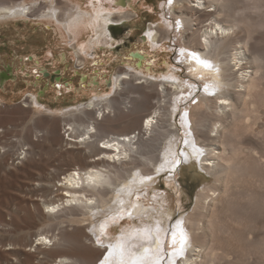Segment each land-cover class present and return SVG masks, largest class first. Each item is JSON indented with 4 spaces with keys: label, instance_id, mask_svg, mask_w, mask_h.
<instances>
[{
    "label": "bare ground",
    "instance_id": "obj_1",
    "mask_svg": "<svg viewBox=\"0 0 264 264\" xmlns=\"http://www.w3.org/2000/svg\"><path fill=\"white\" fill-rule=\"evenodd\" d=\"M80 1L66 0L64 4L60 2L53 4L51 0H47V2H43L45 3L43 6L38 7L39 4L35 0H0V23L7 28L8 32L12 33L15 22L13 19L32 18V16L54 17L63 23L71 39L75 40L72 45L77 55L81 57L79 61L83 62L85 59L83 54L93 48L102 35H108V28L113 24L111 21L128 17V13L110 17L113 15L112 12L102 10L101 6L100 10L96 9V1L99 0H91L94 12L83 11ZM132 1L127 3L133 5ZM122 2H126V0H122ZM190 2H196L192 5L193 9L206 8L203 15L207 16L210 22L205 25L203 33L199 36L201 48H196L192 43L185 42L181 49L186 51L183 56L179 52V57L186 64L191 80H199L204 85H209V91L203 90L198 101L186 107L189 111L188 118L191 128L195 133L194 135L191 133L190 138L184 137V140L190 139L201 150V144L205 143L207 151L204 153L202 150L203 155L197 159L193 155L191 143L189 145L184 143L182 152L187 156V160L184 155H181L180 158L183 162H191L192 166L202 169L207 174H212L214 181L210 185H201L202 187H199L200 189L196 193L195 204L191 212L173 218L172 223L161 209L155 211L158 216L154 222L125 231L127 233L148 226L155 228L159 221L161 228L170 229V232L162 233L161 238L163 235L166 236L164 246L171 252L173 250L170 247L171 229L179 220L180 228L187 236V242L183 253L176 257L172 264H207L209 254L212 252L210 247H213L211 243L212 245L208 247L209 250L211 249L210 253L209 250H206L209 237L218 231L227 229L221 222L225 218L220 215L221 212L226 213V209H223L225 206L222 207L225 211H221L222 209L219 210L221 207L218 208L217 203L223 199V194L229 195L230 184L234 181H241L245 177L249 178V182L258 180L256 183L259 181L264 183L263 175L261 180L254 174L255 170L252 167L250 168L253 172H248L249 164L242 158L241 149L243 147H241V136L244 131L250 130L251 123H254L255 118H258L257 116L260 114L258 112L260 106L264 105V84L262 83L264 51L255 47L250 48V41L255 39L254 34L264 27V0H172L170 10L182 23L181 30H179L181 36L186 29H191L190 20L183 17L184 15L182 16V8L185 3ZM208 7H212V9H208ZM77 17H79L78 20ZM97 17L99 18L97 19ZM163 25L165 24H160L159 29H162ZM90 31L92 32L90 39L85 43H80L79 39L82 35ZM157 34L158 30H154L152 27L146 31V37L152 46H156L155 43L160 41ZM81 45H84L83 49ZM188 51L196 52L201 59L209 61L213 68L206 69L189 59ZM140 53L142 54L140 65H142L146 53L144 51H140ZM84 62L86 61L84 60ZM132 76L126 70H120L115 76L114 84L112 83L113 87L116 90L120 87L123 89L124 84L131 82ZM164 77L173 82L167 84L166 81L161 80L158 83L151 82L146 85L140 82L133 83L132 87L126 91L123 100L106 99L108 94L100 97L93 96L94 98L81 105L79 112L85 119L81 116L70 120L60 119L66 121L64 133H67V138H64L65 134L63 133L60 139L58 127H56L57 120H53V125H49L47 130L50 134V137L47 138L52 146L62 147L64 142V145L82 144L84 145L83 149H66L56 153L52 158L46 159L45 163L43 153L34 151L35 143L29 142L26 149L20 150V153L24 155L23 159L28 161V166L32 169L33 164L37 171L34 177L36 184L32 187V171H30L31 187L34 194L32 197L31 188V197L22 199L14 207L13 230L20 233L23 231V227L30 225L31 220L33 221L37 215L48 218L54 211L63 212L64 219L59 222L60 224L67 222L76 226L72 231H66L64 228L58 227L59 223L53 224L49 220L43 223V226L47 225L49 228L38 229L35 241L33 240L30 246L36 247L38 254H28L23 260L18 261L19 264H97L107 253V245L116 242V240L109 241L104 248H100L101 246L96 244L101 225L105 223L106 219H109L108 217L121 211L127 212L132 208V203H138L140 206L133 217L150 215V212L146 211L148 206L143 201L134 199L135 194L121 193L118 196L117 190L128 187L136 173L140 177H152L157 171H153L150 166L157 170L165 160L172 158L176 150L178 134L169 128L171 124L162 125L164 119L162 117L166 115L168 103L167 101L163 105L160 103V94L171 91L176 106L177 101L183 100L185 98L183 96L187 92H193L195 88L188 86L191 83L194 84L191 80L186 84L178 80L174 74H167ZM164 77H162L163 80ZM171 77H175V79ZM154 85L157 87L154 88ZM159 85L161 89H158ZM230 91L231 93L233 91L234 96L230 94ZM30 97L31 104H39L37 97ZM155 98L157 102L153 104L152 99ZM104 99L107 101L104 106H101L99 115L93 116L90 110L102 103ZM125 101L131 104L127 112L123 107ZM158 103L159 105H157ZM108 108H110L109 111H105ZM60 111L63 112V110ZM66 112L69 115L76 114L75 109ZM182 122L184 124L183 120ZM80 127H82V131H79ZM148 131V138H144ZM211 132L214 133L210 134ZM98 134L103 135V141L96 145L95 140H97ZM163 134H167L168 141L165 144L161 143L160 146L159 139ZM200 139L203 143L199 141ZM35 155H37V159H35ZM166 168L168 167L161 171H165ZM156 177L144 183H140L137 179V183L133 187L141 190L138 193L144 194L146 189L154 186ZM251 184L254 185V182ZM250 187L252 188V186ZM247 189L250 188L247 187ZM118 200H123L124 205L115 203ZM85 228L91 229L92 234L86 233ZM230 228L228 229L230 230ZM49 232L51 235H48ZM177 238H179V231ZM256 241L258 242L253 244L254 248L247 246L248 249L246 247L243 250H239L233 245L228 246L231 245L228 242V248H222V252L219 254L215 249L217 246H215L213 248L216 250L214 258L220 257L226 260L228 255L235 254V262L226 260L227 264H252L249 263L252 257L254 258L253 264H260L259 262H264L262 259L259 260L264 257H260V254L264 255L262 253L264 252V241ZM47 242L52 244L51 247L42 249L41 246L46 245ZM40 254H42L41 257H39ZM47 257L52 259L49 263L45 261ZM165 263L169 264V261L166 260Z\"/></svg>",
    "mask_w": 264,
    "mask_h": 264
},
{
    "label": "rangeland",
    "instance_id": "obj_2",
    "mask_svg": "<svg viewBox=\"0 0 264 264\" xmlns=\"http://www.w3.org/2000/svg\"><path fill=\"white\" fill-rule=\"evenodd\" d=\"M35 1L38 2V7L40 5L43 6L45 4L43 2H47V0ZM65 1L51 0L53 4L56 2L64 4ZM129 1H96V9L99 8L100 10L101 6L102 10L112 12L111 14L113 15H110V17H117L123 13H128V17L111 21L113 24H118L115 34L110 33L108 28V35H102L104 37L101 36L99 42H96L93 48L89 49L86 54H83L86 62L84 60L83 62L79 61L81 57L77 55L72 45L75 40L71 39L63 23L54 17L32 16V18L19 17L20 19H13V22H15L12 33L8 32L7 28L3 27L4 25L0 23V71L5 70L10 65L15 75L13 79H6L0 87V264H19L18 261L23 260L28 254H38L36 247H30L32 241H35L38 229H48L49 226L42 225L48 220L53 224H57L64 219L62 211H54L48 218L43 215H37L33 221L31 220L30 225L23 227V231L20 233L13 230V209L19 201L31 197L30 191L36 184L34 177L37 171L33 164L32 169L28 166L26 159H23L21 163H17L16 165L9 164L7 162L9 156L17 153L19 150L26 149L29 142L35 143L33 145L34 151H41L43 153L44 163L46 159H50L56 153L63 152L66 149H83L84 145L82 144L64 145V142V147L52 146L47 138L48 136L50 137L47 130L49 125H53V120H57L56 124H58L57 126L55 124V126L58 127V134L61 139L65 132L64 124L66 121H61L60 119L65 118L66 120H70L78 116L84 118L83 114L79 112L81 105H84L95 96L100 97L108 94L109 96L107 95L106 99L116 98L123 100V97L127 93L126 91L132 87L133 83L140 82L146 85L151 82L158 83L161 80L166 81L167 84L173 82L164 77L167 74H174L178 80L183 82L191 80L186 64L179 57V52L185 42L192 43L196 48H201L198 40L199 36L203 33L205 25L210 22V19L203 15L206 8L193 9L192 5L196 4V2L185 3V6L182 8V16L184 15L183 17L190 20L191 29H186L181 36L179 30H181L182 23L179 20L180 27H177L178 19L170 10L171 4L168 3V0H133L131 2L133 5L127 3ZM80 3L83 11L94 12L91 0H81ZM208 9H212V7H208ZM160 24H165L162 29H159ZM149 27L158 30L157 38L160 41L155 43L156 46H152L148 37L142 38V35L146 36V31L149 30ZM91 34V31L84 33L79 42L85 43L90 39ZM254 37L255 39L250 41V48L255 47L264 51V27L256 32ZM132 51H144L146 53L145 59L142 60V65L140 63L139 66L136 65L137 58L129 55V52ZM30 56H32L31 59L29 58ZM40 69L47 71L49 73L48 76H44L40 72ZM122 69L133 76L130 79L131 82L122 86L124 90L121 87L116 90L113 87V82L117 73ZM55 76H59L60 79L56 80ZM81 76H86L87 78L80 79ZM162 77H164V80ZM146 78L147 80L145 81ZM191 82L194 83L195 90L190 93L187 92L188 95L185 94L183 100L177 101L176 106L174 105L175 100L172 93H170L171 91L161 93L159 98L162 105L165 101L168 103L166 115L162 117V119L164 118L162 125L167 126L171 124L169 128L178 134L176 138L178 142L174 154L175 160L179 161V163L174 168L168 167L165 171L155 172L154 176L152 175V178L157 176L154 186L149 187L146 191L143 190L144 194L137 193L134 195L135 200H141L148 206L146 211L150 212L149 216L142 215L129 219L125 215L124 219L118 220L117 223H113L110 217H108V220L106 219L107 227L105 235L101 236L104 246L100 248L106 247L109 241H115L120 236L121 231H129L130 229L154 222L158 216L157 212H155L156 210L162 209L165 213L164 215L172 223L173 218L191 212L195 204L198 189L204 185L213 183L214 177L212 174H207V172L199 168L202 171V174H200L195 169L196 167L192 166L193 163H185L180 158L185 132H191L193 135L195 133L191 128V122L188 118L189 111L186 107L197 102L198 97L204 90V84L201 81L191 80ZM262 83L264 84V78L262 79ZM156 87L157 85H154V88ZM158 89H161L160 85ZM230 94L234 96L233 91L232 93L230 91ZM30 96L37 97L39 104H31ZM106 101L104 99L102 102L104 104L100 103L96 106L98 108L95 107L96 109L90 110L93 116L97 117L99 115V111L102 109L101 106H104ZM125 102L123 107L125 108L124 111L127 112L131 104L127 101ZM156 102V98L152 99L153 104ZM260 107L258 111L260 112L258 114L260 117L257 116L258 118H255L254 123H251L249 132L244 131L241 136V147L243 146L241 149L243 153L242 158L247 160L249 164L247 169L252 167L255 170L254 174L262 180V175L264 179V105ZM72 109L76 110V114L69 115L66 111ZM109 109H105V111H109ZM60 110H63V112ZM185 112L188 113L187 127L182 122V113ZM110 115L112 116L113 113L111 112ZM52 116L53 118L50 119ZM79 131H82V127L79 128ZM213 133L211 132L210 134ZM64 134V138H67V133ZM148 136L149 131L144 135V138H148ZM102 139L103 135L98 134L97 140H95L96 145L100 144V141H103ZM167 141V134H163L160 136L159 145L161 146ZM199 141L202 142V139ZM201 146L205 153L207 151L206 144L203 143ZM253 152L254 154H252ZM35 157V159L38 158L37 155ZM150 168L153 171H157L152 166ZM252 168L248 169V172L251 171L250 173H252ZM30 171H32V187ZM256 181L258 180H250L251 183L254 182V185L249 182L248 177H245L241 181H234L230 184L229 195L223 194V199L217 203V207H221L219 210L225 206L223 209H226V213L221 212L223 214L220 213V215L226 219L222 218L221 222L222 224L224 223L223 225L227 229L226 231L223 229V233H220L222 231H218V235L217 232L215 235L209 237L210 240L208 239L207 248L212 244L213 247H210L212 248V252L209 254L210 257H208L207 264H225L226 260L235 262V254L228 255L226 260L220 257L215 259L214 253H216V250L219 254L222 252V248H228V246L232 245L239 250H243L247 246L249 248L250 246H255L253 244H257L256 242L258 241L256 240L264 241V183L260 181L256 183ZM256 186L259 187L256 188ZM247 187L251 190L247 189ZM254 192L256 194H252ZM33 194L32 188V197ZM137 195L139 199H137ZM223 209L221 211H225ZM232 219L234 222H232ZM72 225L64 222L59 223L58 227H62L66 231H72L76 226ZM84 230L89 235L92 234L91 229L85 228ZM168 232H170V229ZM48 235H51V232ZM165 237L163 235L162 238L164 240V252L169 253L168 249L164 246L166 242ZM51 245V243L47 242L46 245H42L41 247L42 249H48ZM215 246L217 247L215 248ZM207 248L206 250H209ZM206 250L205 252H207ZM41 256L42 254L39 255V257ZM261 256L264 255L260 254ZM261 259L264 261V257L259 258V260ZM50 260L52 259L49 257L45 258L47 263ZM166 260L167 258L162 261V264H166ZM253 260L254 258L252 257L249 263L253 264ZM259 263L264 264V262ZM97 264H100V261Z\"/></svg>",
    "mask_w": 264,
    "mask_h": 264
},
{
    "label": "snow or ice",
    "instance_id": "obj_3",
    "mask_svg": "<svg viewBox=\"0 0 264 264\" xmlns=\"http://www.w3.org/2000/svg\"><path fill=\"white\" fill-rule=\"evenodd\" d=\"M168 3L171 4L172 0H168ZM99 17H97L98 19ZM77 20L79 17L76 18ZM179 21H177V27H179ZM71 30V27H70ZM150 35V34H149ZM81 48H84V45H81ZM185 49H180V54L183 56L185 53ZM187 55L189 59L194 60L198 65L203 66L206 69L211 70L213 65L204 59H201L200 56L196 52L188 51ZM175 79V77H171ZM184 83H188L185 81ZM190 88H194V84L188 85ZM204 90L206 92L209 91V85H204ZM182 120L184 121V126L187 127V113H184L182 116ZM185 137L190 138L191 132H185ZM186 138L184 140L185 145H189L191 143V147L193 150V155L198 159L200 155H203L201 149L197 148L194 142H191L190 139ZM180 155L185 156V160H187V156L184 152H181ZM179 161L175 160V154H173L172 159L165 160V162L157 168V172H160L165 167L174 168ZM137 179L140 183H144L145 181H150L153 178L151 176L140 177L138 173L134 174L133 180L129 182V186L126 188H121L117 190V195L120 196L121 193H127L128 195H133L141 191L140 189L134 188L133 186L137 183ZM137 199L139 196L137 195ZM115 203H119L120 205H124L123 200H118ZM138 203H132V208L128 210L126 213L121 211L115 213L110 217L113 223H117L118 220L124 219L125 215L131 219L136 212L139 210ZM180 221L177 220L176 224L172 226L171 235L172 240L170 243V247H172V251L169 253L164 252L163 240L161 238L162 233H167L168 229H164L160 227V222L158 221L156 227L153 228L151 226L133 230L131 232H123L119 237L116 238L115 243H109L107 245L108 251L100 261V264H162L166 258L169 261V264H172L176 257H179L184 250L185 244L187 242V236L180 228ZM107 227V220L104 224L101 225L100 235L97 236V244L100 246H104V241L101 239V236L105 235V229ZM179 231V238H177V232ZM139 241H145L147 243H140ZM179 245V247H177Z\"/></svg>",
    "mask_w": 264,
    "mask_h": 264
},
{
    "label": "water",
    "instance_id": "obj_4",
    "mask_svg": "<svg viewBox=\"0 0 264 264\" xmlns=\"http://www.w3.org/2000/svg\"><path fill=\"white\" fill-rule=\"evenodd\" d=\"M117 26H118V24H111L109 27L110 33L115 34V31H116L115 29L117 28ZM145 37L146 36L142 35V38H145ZM129 55L132 56L133 58H137L136 65L139 66L140 60L142 59V54L138 51H132V52H129ZM29 58L31 59L32 56H30ZM40 72H42L44 76H48V74H49L47 71H45L43 69H40ZM14 77H15V75L12 72V67L10 65L5 70H1L0 71V87L4 84V81L6 79H13ZM84 77H86V76H81L80 79H83ZM54 78L56 80L60 79L59 76H55ZM196 169L198 170V172L200 174H202V171L200 169H198L197 167H196Z\"/></svg>",
    "mask_w": 264,
    "mask_h": 264
},
{
    "label": "built area",
    "instance_id": "obj_5",
    "mask_svg": "<svg viewBox=\"0 0 264 264\" xmlns=\"http://www.w3.org/2000/svg\"><path fill=\"white\" fill-rule=\"evenodd\" d=\"M23 156H24V155H22V154L20 153V150H19L17 153H15V154L9 156L7 162H8L9 164H11V165H16L17 163H21V160L23 159Z\"/></svg>",
    "mask_w": 264,
    "mask_h": 264
}]
</instances>
